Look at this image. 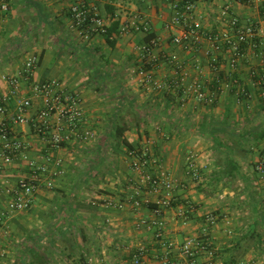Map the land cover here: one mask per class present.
<instances>
[{"label": "crops", "instance_id": "1", "mask_svg": "<svg viewBox=\"0 0 264 264\" xmlns=\"http://www.w3.org/2000/svg\"><path fill=\"white\" fill-rule=\"evenodd\" d=\"M73 1L0 0V97L6 90L1 76L17 75L28 57L36 55L35 79L58 80L63 89L78 95L86 126L96 135L50 151L32 126L15 127L27 149L13 166L0 169V262L14 249V264H133L134 252L146 247L144 264H161L160 256L168 250L164 243L180 245L195 237L206 239L212 248V254H198V264H264V180L256 170L264 148V139L256 140L264 134V95L251 77L252 70L264 69L261 39L247 49L234 72L230 49L221 47L219 74L225 78L232 71L242 86L205 105L174 87L180 74L165 63L155 72L164 90L141 85L134 73L140 63L138 47L150 37L133 30L119 32L123 23L144 19L150 36L160 38L156 51L182 64L186 85L197 80L209 91L214 77L206 55L209 43L204 40L196 51H184L172 44L166 29L178 0H87L108 29L119 22L113 44L102 35L85 39L70 29ZM195 2L203 37L229 29L221 16L224 7L242 21L264 20L251 0ZM5 4L7 11L1 7ZM117 125L128 127L125 134L135 150L150 155L151 172L185 184L174 194L173 202L181 204L164 210L161 238L150 225L155 218L152 207L136 209L128 202L141 182L131 167L136 158L126 154L123 145L109 144ZM75 153L64 175V155ZM46 156L51 159L48 168L58 172L51 177L54 188L43 181L29 209L9 212L5 186L27 176L28 160L43 164ZM227 160L236 163V170L231 167L232 173L220 175ZM109 165L113 170L106 171ZM208 185L217 186L210 191ZM142 198L151 204L158 200L148 187ZM110 199L122 203L123 209L106 208L104 201ZM168 252L172 260L189 264L177 249Z\"/></svg>", "mask_w": 264, "mask_h": 264}, {"label": "built area", "instance_id": "2", "mask_svg": "<svg viewBox=\"0 0 264 264\" xmlns=\"http://www.w3.org/2000/svg\"><path fill=\"white\" fill-rule=\"evenodd\" d=\"M195 1H176L173 17L166 23V29L172 33V44L184 51H196L204 40L209 43L210 49L207 50L206 55L209 59V68L214 73L210 82L212 88L207 91L197 80L186 85L185 76L181 74L182 64L165 51H156L160 45L159 37H151L138 47L140 63L134 73L141 85L155 91H162L165 89V83L156 77L155 72L160 63L170 65L180 74L179 78L173 81L176 89L182 90L185 94H192L200 103L213 105L217 97L225 91L232 90L235 86L239 88L242 86L232 71H235L238 60L245 55L247 49L256 46L257 39L263 42L260 54L264 67V20L250 18L242 21L230 12L229 7H224L221 16L227 20L229 29L210 32L203 37ZM251 1L264 14V0ZM1 7L4 11L8 10L6 4ZM69 14L70 29L83 38L90 39L93 36H103L107 33V25L99 16L96 7L87 0H74L70 5ZM132 30L148 37L151 33L149 24L142 18L123 23L119 32L127 34ZM221 47L230 49L229 67L232 71L227 73L225 78L219 74L217 65V54L221 51ZM38 61L39 57L36 55L30 56L17 75L3 74L1 76L6 90L0 97V169L13 166L17 158L24 157L23 154L27 149L24 138L14 131L16 126H32L35 134L41 138L50 151L61 150L76 141L87 142L96 136L95 132L86 126L85 113L78 95L63 89L58 80L38 81L35 79ZM197 62L199 63L198 58ZM251 77L253 86L264 95V69L261 72L252 70ZM247 97L249 98V94ZM49 160H51L49 156H46L43 164L28 160L27 176L20 178L16 183L5 186L4 192L8 197L7 210L9 212L29 209L43 181L46 182L47 188H54L51 177L58 172L48 168ZM55 165L61 166V159H58ZM147 165L146 161L137 158L132 162L131 167L139 174L141 186L134 191L128 202L136 209L141 208L144 187L150 188L157 195L158 206L152 209L155 218L150 225L156 230L157 238H161L164 229V210L171 207L175 192L180 188H185V184L183 181L171 178L166 173L152 175L146 170ZM256 170L264 179V153L259 155ZM191 173L196 176L195 170L192 169ZM104 206L109 209H123V204L111 199L104 201ZM208 220L213 221L214 219L208 216ZM164 245L168 250L160 256L161 264H182L178 260L171 259L168 251L172 252L174 249H177L179 254L189 261V264H198L197 256L201 252L212 254L210 242L202 238L190 237L180 245H174V243H164ZM147 256L148 249L139 247L134 252L133 264H144Z\"/></svg>", "mask_w": 264, "mask_h": 264}, {"label": "trees", "instance_id": "3", "mask_svg": "<svg viewBox=\"0 0 264 264\" xmlns=\"http://www.w3.org/2000/svg\"><path fill=\"white\" fill-rule=\"evenodd\" d=\"M119 30V22H115L108 30H107V33L105 35H103L107 42H109L110 44H113L114 43V40H113V36L115 34H117ZM151 38V36H149ZM149 38V39H150ZM38 64H39V61H38ZM128 130V127H125V126H121V125H117L115 131H113V135H110L108 137V141H109V144L111 146H113V148H116L117 146H120V145H123L126 149V154H129L130 157L134 156L135 158L137 159H140V160H143V161H146L147 164H149L150 162V155L146 152H141V151H137L135 150L136 148L133 147L129 137H127V135L125 134ZM258 137L256 138L257 141H260V140H263L264 139V134L263 135H257ZM261 153H264V148L260 151L259 155ZM231 167H234V169L236 170V163L234 161H230V160H227L226 162V166H225V169L224 170H221L219 171L220 175H224V174H227V172L229 171V174L232 173V170L230 171V168ZM146 170H148L149 172H151L149 170V165H147L146 167ZM234 171V170H233ZM152 175H155L153 172H151ZM142 202V206L143 205H146V206H151L152 209L156 208L158 205L157 203H147L146 202V199L141 200ZM174 201V198L172 199V202H171V206H175L176 204H181V202L179 201ZM120 203V202H119ZM122 204V203H121ZM82 261V260H81ZM21 264V263H20ZM82 264V263H80ZM224 264H236L234 262H230V263H224Z\"/></svg>", "mask_w": 264, "mask_h": 264}, {"label": "rangeland", "instance_id": "4", "mask_svg": "<svg viewBox=\"0 0 264 264\" xmlns=\"http://www.w3.org/2000/svg\"><path fill=\"white\" fill-rule=\"evenodd\" d=\"M96 137V136H95ZM78 147V146H77ZM111 152V151H110ZM75 155H76V153L74 154V156H69V155H67V154H65L64 155V161H65V164L64 165H62V170H64V175H67L68 173H66L67 172V166H65V165H68L69 163H70V161H72V160H70V159H73V157H75ZM76 157H77V155H76ZM114 156H113V154H109V156H108V159L109 160H111V161H113L114 160V158H113ZM79 170L80 171H82L81 172V174H83L84 172V170L82 169V168H79ZM111 171V170H113V167H112V165H109V166H107L106 167V171ZM261 179H263V178H261ZM264 180V179H263ZM217 186V185H208V188L210 187V191H213V189L215 188V187ZM181 189V188H180ZM10 250H12V249H10ZM14 251V249L11 251V254L12 255H9V257L8 256H6V257H3L2 258V261L0 262V264H14V261H15V259H16V257H17V255H18V253H16L15 251ZM9 254H10V252H9ZM15 258V259H14Z\"/></svg>", "mask_w": 264, "mask_h": 264}]
</instances>
